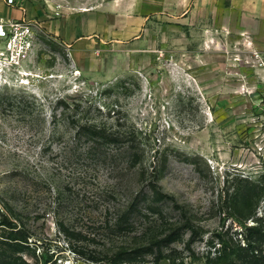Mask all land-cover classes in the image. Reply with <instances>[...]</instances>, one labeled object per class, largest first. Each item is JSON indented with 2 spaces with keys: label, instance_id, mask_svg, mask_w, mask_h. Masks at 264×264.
<instances>
[{
  "label": "rangeland",
  "instance_id": "1",
  "mask_svg": "<svg viewBox=\"0 0 264 264\" xmlns=\"http://www.w3.org/2000/svg\"><path fill=\"white\" fill-rule=\"evenodd\" d=\"M20 2L85 34L75 49L36 26L31 83H0V264H207L217 237L240 238L229 196L242 178L262 216L264 65H245L218 6Z\"/></svg>",
  "mask_w": 264,
  "mask_h": 264
},
{
  "label": "trees",
  "instance_id": "2",
  "mask_svg": "<svg viewBox=\"0 0 264 264\" xmlns=\"http://www.w3.org/2000/svg\"><path fill=\"white\" fill-rule=\"evenodd\" d=\"M89 135L94 139L101 141H108L109 136H105L100 130H95L88 128ZM151 193L153 194V199L155 202L161 203L166 199H171L166 197L158 190L155 186H151ZM261 189L258 184L251 182L248 179L242 178L235 181L232 194L229 196L232 204L236 206L237 216L236 219L241 225V231L239 233L235 232L236 238L234 241L231 238L228 243L224 242L220 237L219 249L215 250L216 256L208 260L207 264H264V212L262 216H257V208L261 201ZM251 220L254 225H247V222ZM188 229H191L190 227ZM12 240L25 242V236H11ZM178 239V235L174 233L173 235L167 236L164 240H161L156 244L159 250L161 244L165 242H171ZM132 254V253H131ZM134 254V253H133ZM128 256L126 262H132L135 260V256ZM122 254H116L112 256L113 262L119 263L118 261L123 260L120 256ZM159 259H165L164 255H158ZM18 262L13 261L11 264H17ZM49 261H46V264ZM1 264H10L9 262L3 261ZM45 264V263H44Z\"/></svg>",
  "mask_w": 264,
  "mask_h": 264
},
{
  "label": "crops",
  "instance_id": "3",
  "mask_svg": "<svg viewBox=\"0 0 264 264\" xmlns=\"http://www.w3.org/2000/svg\"><path fill=\"white\" fill-rule=\"evenodd\" d=\"M201 3L212 7L218 6L220 20L224 21L222 26L230 37L241 40L243 44L248 42L252 49L264 56V0H202ZM22 8L25 13L17 7L6 6L4 0H0V18L4 19L5 15L12 14V18L19 20L29 9L31 10L29 4L26 7L22 5ZM33 16L34 12L31 17L26 15L28 19H35L40 30L51 38L75 49L82 47L84 27L81 23L78 24L76 16L58 20L49 16L47 12L37 14L36 18Z\"/></svg>",
  "mask_w": 264,
  "mask_h": 264
},
{
  "label": "built area",
  "instance_id": "4",
  "mask_svg": "<svg viewBox=\"0 0 264 264\" xmlns=\"http://www.w3.org/2000/svg\"><path fill=\"white\" fill-rule=\"evenodd\" d=\"M20 1L22 0H4V3L25 13ZM36 26L39 28L35 19H28L26 15L19 20L0 18V83L15 87L28 86L31 83L32 74L26 65V58L36 45ZM243 46V51L252 60L245 65H253L254 62L259 66L264 65L263 55L252 49L248 42Z\"/></svg>",
  "mask_w": 264,
  "mask_h": 264
}]
</instances>
